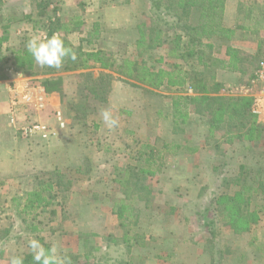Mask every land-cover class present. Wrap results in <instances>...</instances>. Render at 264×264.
<instances>
[{"label":"rangeland","instance_id":"rangeland-1","mask_svg":"<svg viewBox=\"0 0 264 264\" xmlns=\"http://www.w3.org/2000/svg\"><path fill=\"white\" fill-rule=\"evenodd\" d=\"M224 1L232 39L204 40L201 65L195 58L172 56L167 40L159 47H150L152 40L147 48L137 47L140 25L149 26L150 38L151 26L168 28L149 0H5L0 35L1 25L9 24V40L0 55L10 58L11 50L33 36L45 39L50 18H80L83 24L65 34L68 40L85 50H102L114 63L105 69L92 62L73 71L36 63L29 72L14 70L10 62L3 65L8 77L0 80V264L32 255V238L58 245L69 261L72 254L85 253V242L99 246L90 258L95 264H264V139L237 137L229 110L222 117L223 128L211 134L208 101L202 97L188 104L185 124L173 117L175 95L252 100L237 90L257 89L249 82L264 60V0ZM172 35L168 30L163 37ZM229 46L237 49L238 68L244 72L229 62ZM125 58L156 70L181 68L189 78L182 87L154 88L122 76ZM195 71L203 72L208 91L193 89ZM101 73L111 76L105 100L94 98L87 88ZM211 74L213 84L207 81ZM50 77L62 78L51 91L42 84ZM28 95L31 102L24 103ZM103 109L119 117V127L104 124ZM257 119L264 125V118ZM37 121L55 134L43 140L27 132ZM230 137L232 143L227 142ZM166 144L180 148L165 150ZM131 171L129 185L138 184L139 197L120 220L118 201L132 197L125 196L119 181ZM240 175L254 189L240 203L239 214L256 213L247 227L242 218L230 220L226 199L241 190L235 183ZM43 187H51V204L25 209L26 194Z\"/></svg>","mask_w":264,"mask_h":264},{"label":"trees","instance_id":"trees-1","mask_svg":"<svg viewBox=\"0 0 264 264\" xmlns=\"http://www.w3.org/2000/svg\"><path fill=\"white\" fill-rule=\"evenodd\" d=\"M152 8L160 12V19L164 22L163 25L168 27L164 30L162 27L151 26V31L154 35L152 38L148 36V31L146 30L147 24L144 23L139 27V38L137 40L138 48H147V41L152 40L153 44L150 47H159L164 45L166 40L171 45L170 54L177 58H182L188 60L189 58H195L198 64H205V56L201 52V46L204 40H210L212 38H217L222 41H228L232 39L234 29L225 25V1L224 0H149ZM5 0H0V6L4 4ZM46 2V0H41V3ZM48 4V3H46ZM162 15V16H161ZM50 26L47 29L46 38L52 35H58L63 38L66 46L73 49L77 54V59L75 61L70 58H66L62 70L73 71L80 69H87L91 63L99 64L102 68H109L114 60H111L102 50H85L81 46H76L73 44L65 34L78 30V28L83 24L80 18H74L71 22H62L61 20L52 21L50 18ZM2 34L0 35V48L1 46L9 40L8 29L9 24L1 25ZM168 30L173 31L172 37L164 38L163 35L167 33ZM208 49H212L211 45L206 46ZM237 49L229 46L227 48V55L229 56V62L234 65L236 70L241 73L244 70L238 68V63L241 61L240 56L236 54ZM12 56L6 57L0 55V80L6 79L8 77L5 71V66L10 62V67L16 71H32L36 65L34 58L27 49V44L23 45L18 49L11 50ZM9 67V66H8ZM121 74L127 78H133L138 82L144 83L154 88L167 85L169 87H182L186 84V79L189 78L188 72L181 68L175 69H155L154 66H148L137 62L136 60H131L130 58H125L120 64ZM55 69V68H53ZM194 77L190 79L193 89L198 93H204L208 91V86L203 83L202 78H204L203 72H191ZM86 75L90 76V73ZM111 76L109 74L101 73L93 83L87 88L94 95L93 97L99 100H105L107 90L109 89L108 83L110 82ZM215 74H211L209 83H214ZM62 78H46L42 81L43 86L51 91L55 89V85L61 82ZM199 83L197 88L194 85ZM216 83V82H215ZM216 85V84H215ZM197 97H202L207 100V113L209 114L210 120V133L213 134L217 129H222V123L224 122L222 117L229 110L231 117L235 118V122L230 124L232 129L238 130L239 138L248 141H258L264 139V125L260 124L257 116L252 112V100L247 97H224L217 95L208 96H193V95H182L178 94L172 98V108L173 117L175 121H179L181 124H185L190 116V111L188 110V104L197 99ZM210 102V103H209ZM234 137L227 139V142L232 143ZM172 147L180 148V145L175 144L174 146L166 144L164 146L165 150H171ZM154 154V148L151 149L150 155ZM150 156V157H151ZM134 171H131L130 176L125 175L119 181L121 185L125 186V196L132 197L131 200L120 199L119 207L120 210L117 212V216L120 220L126 218V213L132 210V203L139 197L136 191H139L138 184L135 187L129 185ZM241 175L236 178L235 183L241 186V190L236 192L233 196H227L226 199L229 208L231 210L230 220L237 221L238 219H243V224L245 227L249 223L254 222L256 219V213H242L240 210V203L244 198L246 192L254 190L251 186H248L241 181ZM264 179V175H263ZM51 187H43L41 189H35L28 192L26 195L25 209L34 211L37 208L45 209L51 204L52 196ZM137 191V192H138ZM145 235H141L143 238ZM41 243L43 239L39 238ZM142 242V241H141ZM44 244V243H43ZM46 248L49 246L44 244ZM85 253L83 255H71V260L69 264H95L90 261L94 251H100L99 246L89 245L87 242L84 244ZM84 258V262H80V259ZM24 264H35L32 255L24 256Z\"/></svg>","mask_w":264,"mask_h":264},{"label":"clouds","instance_id":"clouds-1","mask_svg":"<svg viewBox=\"0 0 264 264\" xmlns=\"http://www.w3.org/2000/svg\"><path fill=\"white\" fill-rule=\"evenodd\" d=\"M27 49L34 61L41 67L60 69L63 67L66 58L75 61L77 54L72 48L66 46L63 38L52 35L47 39L33 36L28 40ZM104 124L109 129L119 127L120 119L111 109H103L100 113ZM35 264H69L66 256L62 255L58 245L53 244L46 248L39 239L32 238L28 242ZM10 264H24L23 256H13Z\"/></svg>","mask_w":264,"mask_h":264},{"label":"built area","instance_id":"built-area-1","mask_svg":"<svg viewBox=\"0 0 264 264\" xmlns=\"http://www.w3.org/2000/svg\"><path fill=\"white\" fill-rule=\"evenodd\" d=\"M250 84L257 85L256 91H252L251 88L248 87H241L239 90V93L244 94L245 96H249L252 98V112L257 116V118H264V60L260 63V65L257 67L255 72L252 74V77L250 78ZM15 105L17 106L18 101H20L19 96H15ZM31 102L30 95L25 97L24 103ZM15 118H13L14 121ZM60 124L64 127V122L60 118ZM27 132H30L31 134H35L40 136L43 140H48L52 135L55 134V132L52 130V128L47 125L46 123L37 121L33 123L32 125L28 126L26 128Z\"/></svg>","mask_w":264,"mask_h":264},{"label":"crops","instance_id":"crops-1","mask_svg":"<svg viewBox=\"0 0 264 264\" xmlns=\"http://www.w3.org/2000/svg\"><path fill=\"white\" fill-rule=\"evenodd\" d=\"M226 12V11H225ZM226 19V18H225Z\"/></svg>","mask_w":264,"mask_h":264}]
</instances>
